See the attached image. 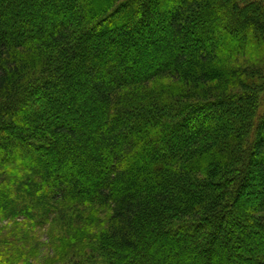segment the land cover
<instances>
[{
    "label": "trees",
    "instance_id": "obj_1",
    "mask_svg": "<svg viewBox=\"0 0 264 264\" xmlns=\"http://www.w3.org/2000/svg\"><path fill=\"white\" fill-rule=\"evenodd\" d=\"M37 229L45 264H264V0H0V264Z\"/></svg>",
    "mask_w": 264,
    "mask_h": 264
},
{
    "label": "rangeland",
    "instance_id": "obj_2",
    "mask_svg": "<svg viewBox=\"0 0 264 264\" xmlns=\"http://www.w3.org/2000/svg\"><path fill=\"white\" fill-rule=\"evenodd\" d=\"M35 33L36 32H33L32 34H35ZM69 112H70V110H69ZM68 114H69V116L67 115V118L73 117L72 116L73 113H68ZM254 167H256V165ZM244 189H245V194H246L247 192L250 191L251 188L246 187ZM252 200L256 202V198L252 199ZM251 211L253 213V216L258 214V211H256V210L255 211L251 210ZM238 212H240V211H238ZM20 220L22 221V220H24V218L21 217ZM8 223L9 222H5L3 225L4 226L11 225V223H9V224ZM35 235H36V238L34 239V244L38 245V254H37V258L35 259L34 264H45L46 260H48L50 257L53 256V252H52L50 245H49L50 240L48 237V232L46 230L37 229L35 231Z\"/></svg>",
    "mask_w": 264,
    "mask_h": 264
}]
</instances>
